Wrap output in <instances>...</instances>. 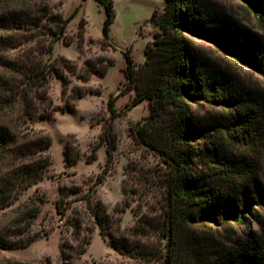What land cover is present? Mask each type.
Segmentation results:
<instances>
[{
    "label": "trees",
    "instance_id": "trees-1",
    "mask_svg": "<svg viewBox=\"0 0 264 264\" xmlns=\"http://www.w3.org/2000/svg\"><path fill=\"white\" fill-rule=\"evenodd\" d=\"M96 1L105 10L102 37L108 42L116 17L113 0ZM166 1L165 12L159 14L155 9L151 22L162 32L156 33L155 44L159 47L170 44L173 47L168 60L173 72L155 85L142 89L124 110L118 111L115 108L117 97H111L108 102L111 112L108 126L88 157L90 161L95 160L100 146L106 143L108 169L118 143L115 118L145 99L152 101L149 118L140 132L145 138L148 137L145 142L158 151L170 166L166 180V206L159 218H140L130 231L133 234H158L167 241L165 249L156 248L149 252L138 249L121 225L122 216L110 214L101 201L94 203L92 192L87 191L79 198L86 202L85 208L72 209L75 224L69 236H63L62 264H84L83 255L91 243L95 226L109 231L113 245L122 254L136 258L144 255L159 258L163 255L166 264H185L183 259L188 257L198 264H264V214L261 212L264 210V183L253 170L241 169L237 155L227 154L221 149L218 158L223 168L219 167L216 172V175L222 176L219 181L207 186L196 179L188 162L187 146L191 139L192 123L188 118L186 101L199 88L213 92L212 96L215 92L227 90L228 100L236 106L232 120L247 126L251 120L250 114L256 115L258 110L259 119L258 116L253 118L259 120V128L263 123L264 104L258 101V107H250L253 106L250 92L201 57L196 59L195 66L201 75H190L192 71L184 37L188 33L214 39L217 44L230 50L236 59L264 75V32L258 34L250 31L209 0ZM242 1L252 19L264 31V0ZM8 4L0 12V217L6 220L0 229V249L27 246L37 236L25 241L22 235L31 232L46 195L37 190L25 201H20V196L44 179L51 162L49 148L52 137L43 129L29 128L28 125L29 120L35 117L45 119L52 115L50 78L55 76L68 82L62 68L68 67L70 60L66 57L51 59L46 55L52 54L54 43L65 37L70 18L79 10L76 7L70 17L64 18L59 12H51V0H42L33 5L27 0H13ZM49 21L55 22L56 28H48ZM23 32L30 34L39 46L13 58L3 55L4 49L14 45V37ZM169 34L174 36L173 41L168 39ZM124 57L127 62L126 75L129 81H133L136 69L130 49L124 52ZM87 66L90 71L85 79L96 70L90 62ZM202 67L205 72H202ZM74 93H77V97L84 95L80 88H76ZM165 119L169 120L170 133L156 134L157 127L160 123L163 125ZM234 131L237 132V129ZM254 132H241L239 137L246 139L255 135ZM259 145L264 147L261 130ZM70 148L68 144L64 150L66 160L68 163L77 162L80 155L78 153L70 160ZM214 148L217 149V146ZM107 172L105 169L98 175L96 184L104 181ZM75 188L74 191L78 192L79 188ZM74 201L61 193L56 202L57 211L62 216L67 215ZM251 222H256L259 229L250 226ZM194 226H201L202 232L200 230L197 234ZM246 226V231L235 236L236 228ZM0 264H3L1 260ZM7 264L53 263L50 258L43 262L8 258Z\"/></svg>",
    "mask_w": 264,
    "mask_h": 264
},
{
    "label": "rangeland",
    "instance_id": "rangeland-1",
    "mask_svg": "<svg viewBox=\"0 0 264 264\" xmlns=\"http://www.w3.org/2000/svg\"><path fill=\"white\" fill-rule=\"evenodd\" d=\"M12 1L0 0V12ZM41 1L27 0L30 5ZM209 1L223 9L235 21L246 25L250 31L258 34L264 32L252 19L242 0ZM113 4L116 17L111 26L110 38L105 42L102 37L105 10L96 0H51V12H59L64 18L70 17L76 7L79 8L68 22L65 37L54 43L52 54L46 55L51 59L66 57L70 60L69 66L62 68L68 82L51 77L49 98L54 108L51 117L29 120V128L43 129L51 135V162L46 168L44 179L25 190L20 201L29 199L37 190L46 196L31 232L22 235L25 241L34 235H37L36 238L27 246L0 249L3 264H7L8 258L36 262L50 258L53 264H62L63 236H69L75 224L72 209L85 208L86 202L79 198L87 191L92 192L94 203L101 201L110 214L122 216L121 225L138 249L149 252L164 248L167 243L165 238L161 239L152 232L133 234L130 231L140 218H159L166 206V180L170 166L158 151L145 142L148 137L145 138L140 132L149 118L152 101L145 99L115 118L118 143L108 169L106 143L100 146L95 160H88L94 145L100 141L102 132L108 126L111 116L108 108L110 98L116 96L115 108L118 111L124 110L142 89L155 85L173 72V66L168 62L173 47L170 44L160 47L155 44L156 33L161 31L151 22L153 11L157 9L159 14L164 13L167 1L113 0ZM47 24L48 28L57 26L53 21ZM173 37L172 34L168 35L171 41L174 40ZM184 37L192 71L190 75H201L198 67H195L196 59L201 57L207 64L223 71L250 92L249 96L253 98V106L250 107H258V101L264 104V75L261 72L236 59L230 50L217 44L214 39L188 33ZM12 44L11 48L3 50V55L13 58L39 46L28 33L18 34ZM128 49L131 50L136 69L133 81H129L126 75L124 52ZM88 62L96 70L85 79L90 71ZM201 70L205 72L203 67ZM76 88L82 89V97L76 96ZM211 93L213 92L199 88L186 101L188 118L192 123L191 139L187 146L189 168L196 179L207 186L219 181L222 176L216 175V172L219 167L223 168L218 158L221 149L227 154L237 155L241 169L253 170L264 183V147L259 145V130L264 136V118L259 128V120L253 118L258 116L259 119V111L256 110V115L250 114L251 120L247 126L237 124L232 120L236 106L228 100L227 90L215 92L213 96ZM168 121L165 119L163 125L160 123L156 134L170 133ZM172 121L170 119L171 123ZM241 132H254L255 135L240 139ZM68 144L71 145L70 160L79 153L77 162H67L64 150ZM105 169L108 172L104 181L96 184L98 175L105 172ZM76 186L79 188L78 192L74 191ZM61 193L66 198L75 200L65 216L57 211L56 206ZM261 212L264 214V210ZM5 223V217H0V229ZM250 226L259 229L256 222H251ZM193 229H196L197 234L200 230L202 232L201 226H194ZM245 229L247 226L236 228L235 236L246 231ZM108 233L102 227L95 226L91 233V243L83 255L84 264H166L163 255L159 258L145 255L136 258L122 254L113 245ZM183 263L199 262L188 257L183 259Z\"/></svg>",
    "mask_w": 264,
    "mask_h": 264
}]
</instances>
